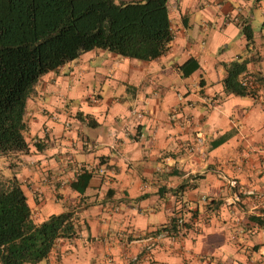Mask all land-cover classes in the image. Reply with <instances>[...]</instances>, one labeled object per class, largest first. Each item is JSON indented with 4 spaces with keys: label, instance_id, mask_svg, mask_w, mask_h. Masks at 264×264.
Masks as SVG:
<instances>
[{
    "label": "crops",
    "instance_id": "obj_1",
    "mask_svg": "<svg viewBox=\"0 0 264 264\" xmlns=\"http://www.w3.org/2000/svg\"><path fill=\"white\" fill-rule=\"evenodd\" d=\"M168 12L161 55L89 49L27 97L29 150L9 166L36 220L73 210L79 225L34 264H264V0H168ZM238 56H251L254 96L225 90ZM189 57L198 67L184 74ZM178 215L189 226L149 247L146 235Z\"/></svg>",
    "mask_w": 264,
    "mask_h": 264
},
{
    "label": "trees",
    "instance_id": "obj_2",
    "mask_svg": "<svg viewBox=\"0 0 264 264\" xmlns=\"http://www.w3.org/2000/svg\"><path fill=\"white\" fill-rule=\"evenodd\" d=\"M241 29L248 50L252 28L243 24ZM172 38L168 0H0V155L13 161L14 154L29 150L26 100L42 74L93 48L150 60L165 52ZM250 58L238 56L224 64L226 92L257 94L243 82ZM197 67L192 57L179 65L184 74ZM82 175L87 180L91 174L83 170L78 179ZM71 185L78 187L77 180ZM176 221L171 216L156 231L178 229ZM78 226L73 210L36 220L20 180L13 172H0V264L45 259L57 240L75 236ZM187 226L185 221L182 228Z\"/></svg>",
    "mask_w": 264,
    "mask_h": 264
},
{
    "label": "built area",
    "instance_id": "obj_3",
    "mask_svg": "<svg viewBox=\"0 0 264 264\" xmlns=\"http://www.w3.org/2000/svg\"><path fill=\"white\" fill-rule=\"evenodd\" d=\"M230 17H231L230 12H225L224 13V20L225 21H228V19H230ZM243 82L248 84V85H251V81L247 77L243 78ZM133 111L136 112L138 116H142V112L141 111H139L137 109H134ZM203 144H204L203 136L198 135L197 137H195L193 142L190 143L189 149H191V150H199L202 147ZM88 146L90 148L93 145L89 144ZM229 182L232 183L233 185H235V183H236L235 180H229ZM201 199L203 201H206L207 197L206 196H202ZM176 217H177L176 224H177L178 229H175V230L172 229L170 231L167 230V229H163V230L155 231L154 233L146 235V240H148V242H149L148 243L149 247H151L154 243H156L158 241H161V240H163L165 238H169L170 240H175V238L179 235V233H180V231L182 229L183 223L185 222V218L183 217V215H178Z\"/></svg>",
    "mask_w": 264,
    "mask_h": 264
},
{
    "label": "rangeland",
    "instance_id": "obj_4",
    "mask_svg": "<svg viewBox=\"0 0 264 264\" xmlns=\"http://www.w3.org/2000/svg\"><path fill=\"white\" fill-rule=\"evenodd\" d=\"M0 172L3 173L12 172V169L9 166V160L5 155H0Z\"/></svg>",
    "mask_w": 264,
    "mask_h": 264
}]
</instances>
